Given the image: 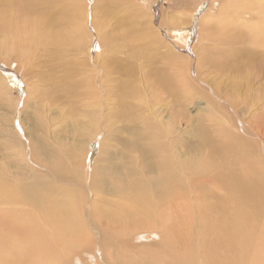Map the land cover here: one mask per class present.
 I'll return each mask as SVG.
<instances>
[{
    "label": "bare ground",
    "instance_id": "obj_1",
    "mask_svg": "<svg viewBox=\"0 0 264 264\" xmlns=\"http://www.w3.org/2000/svg\"><path fill=\"white\" fill-rule=\"evenodd\" d=\"M16 2L19 5L15 7ZM25 2L31 7L26 8ZM211 4L210 13L215 12L211 16L217 22L213 21L222 29L216 47H211L213 49L207 54L200 55V52V62L213 70L228 71L233 81L231 91L229 94L226 91L225 96L211 90L216 99L201 96L205 102L208 100L209 115L214 111L226 114L240 132L229 131L215 120L219 142H214L203 127L197 132L195 144L184 140L177 129L175 111L183 109L182 102L191 101L194 84H205L206 81L203 76L199 77L201 74L198 76L200 72L193 65L194 61L191 64L189 57L185 60L187 65H178L175 53L167 50L161 58L163 65L150 67L149 72H145L138 64V57L143 56L149 61L152 59L149 52L140 48L128 50L125 53L128 58L125 55L116 63L112 58L116 57L113 43L99 34L95 56L103 51V44L108 46L104 47L108 56L100 62H94V59L87 63L79 61L88 73L78 84L81 82L89 88L88 92L99 90L106 94L107 81L113 80L110 75L119 73L121 82L125 72L127 80L122 82L126 83L118 94L121 101V114L118 115L123 118L124 132L129 133L125 138H116V143L123 149L121 155L107 152L102 161L101 154L96 153L97 156L88 162L89 151L86 149L80 168L64 159L66 156L60 150L66 144L64 133L55 131L52 141L46 135L47 125L49 129V125L56 124L50 118L44 119L40 110L42 105L46 107L47 100L44 99L54 96V90L50 93L47 87L48 90L41 92L37 88L39 85L29 84V75L25 77L26 73L23 74L18 65L10 67L6 64L9 54L15 50L21 51V63L23 57L30 59L34 53L37 58L33 62L40 56L48 57L54 63L61 61L59 41L63 40L64 15L71 16L78 8L70 0H0V64L6 67L1 69L15 73L21 83L17 89L18 97L11 98L9 85L3 86V94H0V98L6 100V114L12 117L11 121L0 117V264H244L243 259L251 250L247 231L256 225L264 200V94L250 93L248 99L249 91L242 83L253 67L261 65L264 68V0H212ZM198 20L197 17L191 20L193 26ZM72 26L76 27L72 34L77 39L78 54L85 50V45L90 50L93 42H88L90 34L86 28L76 21ZM7 35L14 40L7 43ZM179 36L184 37L181 33ZM108 38L112 40L111 36ZM180 59L184 61L182 56ZM73 66L72 70L78 72V67ZM48 67L53 69L51 65ZM69 74L68 69L60 76L48 73L54 83L60 84L58 93L63 98L74 89L70 80L66 82ZM63 76L65 81L60 80ZM44 78L46 75L39 74L33 81L45 82ZM2 83L5 82L2 80ZM241 84V90L237 91ZM208 92L203 91L204 96ZM176 94L182 100L174 104ZM36 98L39 99L35 101ZM95 98L92 103L97 106L88 109L93 115L91 126L103 130L109 126L101 121L103 99L100 95L98 100ZM28 108H32L33 113L29 114ZM249 115L252 116L249 118ZM56 127L61 126L57 124ZM71 132L73 138L78 137V121L72 123ZM246 137L261 143L259 154L262 153V159L252 158L256 142L247 141ZM18 144L20 158L16 155ZM205 147L208 153L211 152L210 157L202 152ZM68 153L71 159L78 160L76 147H71ZM215 154L222 155L214 157ZM98 160L102 164L101 173H96ZM201 178L203 185L215 180L219 191L206 193V198L192 194L187 203H182L181 198L189 194L190 188L192 191L201 186ZM56 182L74 185L73 195L78 196L72 200L57 199L61 190ZM225 191L231 197L226 204L224 197L227 195L222 196ZM180 203L181 207L177 208ZM249 204L251 208L249 206L246 211ZM21 213H26L23 218H20ZM240 233L243 238L238 237ZM218 243L227 246L228 252L213 251L218 248ZM261 245L256 246V255L264 257V241Z\"/></svg>",
    "mask_w": 264,
    "mask_h": 264
},
{
    "label": "rangeland",
    "instance_id": "obj_2",
    "mask_svg": "<svg viewBox=\"0 0 264 264\" xmlns=\"http://www.w3.org/2000/svg\"><path fill=\"white\" fill-rule=\"evenodd\" d=\"M70 1L71 2L74 1L78 9L76 11H74L71 16H69L67 14L64 15V20L62 23V28H64L63 29V40L59 41V49L61 50L60 53H61V58H62L61 61L56 60L54 63V62L50 61L48 57L46 58L45 56H40V58L38 57L37 61H34V62H38L36 64L32 61V60H34V58H37L36 54L34 53L32 58H30V59L28 57H23L22 63H21L20 62V60L22 58L21 53H20L21 51L18 52V50L11 52V54H9L10 58L6 59L7 60V63H6L7 66L13 67V66L18 65L20 67L19 69L21 70V72L23 74L26 73V75H24L25 77L26 76L28 77V75H29V78L27 81H29L30 85L34 84L36 87L39 85L37 88L41 92L46 91L49 88L51 90V91L48 90L50 93L53 92L52 90H54V93H55L54 96L53 97H50V96L47 97L46 96L47 98L44 99V100H47L46 101V107L42 105L40 111L42 114L45 115V116L42 115V117L44 119H46V117H47V119L50 118L56 125L58 124L61 126L60 128H57L56 125H49V129H48V125H47L45 132H46V135L51 138V141L54 139V136L56 134L55 131L64 133V134H62V136H65V137H63V139H65V141H66V144H65L66 146L65 145L62 146L60 148V150L63 152L62 153L63 156L64 157L66 156L64 159L67 160V163L72 162L75 166H79L81 168L83 165L82 153L83 152L85 153L86 149H88V151H89V154L87 157L88 162H91L92 159L95 156H97L96 153H99V155L101 154L100 157H102V161L106 158L107 152H109L110 154L113 153L112 155H121L123 153V149L120 148L118 146V144L116 143V138L117 137L119 139H121V137L125 138L126 135H128V133H129V132H124L125 129L121 127V124H122L121 120H123V118L118 115L120 113L119 108L121 105L120 97L118 96V94L120 92V89H122V87L126 83V82H124L122 84V82L127 80V75L125 74V72H123V76H122L123 80L121 82H119V78H120L119 73H117V74L115 73V74L110 75L113 77V80H111V78L109 80L107 77L108 87H106L107 88L106 94H104V93L102 94L101 92H103V91L99 92V90H97V91L92 90L91 91L92 93L88 92L90 90L89 88H86L83 85H81V82L78 84V82L80 80H82V78L85 76V74L88 73L86 66L80 65L79 61L80 62L85 61V63H87V61L94 59V62L95 61L100 62L101 60L105 59L108 56V54L104 48V47H108V46H105L104 44L102 45L103 51L99 52L95 56V53H96L95 51L97 49V47L95 46L96 45V38L99 37V34H101L102 39L105 38L109 41L110 44L113 43V47H114L116 57H112V58L115 59L116 63L118 62V60L124 59L125 55H127V58H128V54H125L128 50L134 51L135 48H137V49L140 48L141 50L144 49L143 51L145 53L149 52L148 55L151 54L150 58H152L149 61L146 60L143 56L138 57L140 59L138 64H140V66H143L142 70L145 72H149L150 67H157L160 64H161L160 66H162L163 63H162L161 58H163L166 55L167 50L168 51L172 50L173 53H175V55H176L175 59L177 60V63L179 62L178 65H181L182 63H183V65L184 64L187 65L186 64L187 61H185V60H186V58L189 59V57H190L189 60H190L191 64L194 61L193 65L196 66L195 68L199 69V70H197L198 73L200 72L198 74V76L201 74L199 77H202V76L204 78L206 77V79H204L202 77L203 81H205V80L206 81H205V84L196 83L198 87L196 86V84H194L193 90H191V96H192L191 101L188 100L186 102H182L181 104L183 105V109L175 111L176 116L178 118V128L177 129L179 130V133L182 135L184 140H186L187 142H189L191 144H195L197 132H198L199 128L203 127V129L212 136V139L214 142H219V139L216 136V134H218V132H217L218 126H217L216 121L219 123H222V125L224 124L227 129L228 128L230 129L229 131L240 132V131H237V130H239L238 127L235 128V126L230 123L229 117L226 114L220 113V111H216L217 112V114H216L214 111L213 113H215V114L211 113L209 115V113L207 112V111H209L207 108L210 106L206 102L208 100L215 98V96L212 94L211 91H214L216 93H219L220 95L225 96V95H227V93L225 94L226 91L228 92V94L231 91L232 81H233V78H232L233 76L228 71L222 72V71H219V69H217V68H215V70H213L212 68L207 66L208 65L207 63H206L207 65L204 66V63L200 62V57H201L200 55H203L204 52H205V54H207L208 50H212L214 47H216L215 44H216V41L218 40L219 35L221 33L220 29H222V26L219 28L218 23H216L217 21H216L215 17L211 16L212 14L215 13L214 11H213L214 13H210L212 0H209V1L208 0H199L197 2H196V0H190V1L189 0H148V1L147 0H70ZM191 1H192V3H191ZM201 1H202V3H201ZM148 2H150V3H148ZM107 3L111 4V5H108ZM140 3H141V5H140ZM197 3H198V5H197ZM17 4H18V2H16L15 7ZM24 6L26 8L31 7L27 2L24 3ZM176 6H178V8ZM127 7L129 9H126ZM144 7H146L147 9H145ZM200 8H201V10H200ZM198 9L200 12L198 11ZM53 10H54V8H53ZM161 12L164 14H162ZM199 13H201V14H199ZM24 17H25V13L22 12V18H24ZM29 17H31V15H29ZM196 17L199 19L198 20L199 22L197 21L195 26H193L194 22L191 20H193ZM213 19L216 22H214ZM164 20H165V23H164ZM73 21L78 22V25H80V27L83 28V26H84L86 28V30L90 34V35H88V38H87L88 42H90V41L93 42L92 43L93 47H91L89 50V49H87V47L85 45V50L82 51L81 54H78V50L76 47L77 46V39H75L73 34H72V31H74L76 28V27L72 26ZM204 21L206 23L210 22V23H212V25L209 26L210 23H208L209 25H207ZM201 22H203V23H201ZM156 25H157V28H156ZM178 25H180L181 28ZM206 25L208 26V28H205V27H207ZM158 26H159V28H158ZM164 26H165V28H164ZM93 27L96 28L95 31H94ZM209 27H211V28H209ZM149 28H151L153 31H151V29H149ZM204 28H205V30H204ZM212 28H213V31H212ZM155 29H157V30H155ZM178 32L181 33L182 35H184V37L179 36ZM193 32H194V34H192ZM202 32H204V33H202ZM156 33H158V35ZM197 34H199V36H197ZM202 35L206 38H204ZM109 36L112 37V40L108 38ZM156 36H158V37H156ZM195 36H197V37H195ZM178 37L181 39V41ZM213 37H214V39H213ZM203 38H204V40H203ZM182 39H184V40H182ZM211 39L213 42L211 41ZM12 40H14V39L7 35V43L12 41ZM192 40H193V42H192ZM195 41H197V43L199 45H201L202 48H199L201 46H199L197 43H195ZM203 41L205 43L206 42L207 43L204 45ZM184 42L187 44H185ZM208 42H210V43H208ZM193 45H196L197 48L194 47ZM209 45H212V46H209ZM162 46L164 48H162ZM189 46H191V47H189ZM10 47L12 49V46H10ZM166 47H167V49H166ZM193 47H194V49H193ZM211 47H213V48H211ZM190 48H192L193 51ZM198 49H199V52H198ZM203 49H206V50H203ZM39 51L40 50H38V52ZM161 51H163V52H161ZM191 51H192V53H191ZM200 52H201V54H200ZM159 53H160V55H159ZM197 54L198 55L200 54V55L198 56ZM177 55H178V57H177ZM180 56H182L184 58V61H182V59H180ZM197 56L199 57V59L197 58ZM27 58L29 59V61ZM8 60L9 61L11 60V63H8L9 62ZM42 60H44V61H42ZM31 62H32V64H31ZM76 63H78V65ZM72 64L76 65L75 67H78V72L72 70L74 68V66ZM0 65H2V64H0ZM48 65H51L53 69L50 70ZM201 65H203V66H201ZM28 67H29V69H28ZM205 67H207V68H205ZM1 68L4 69L6 67L4 66V64L2 66H0V75H1L0 76V85H1L0 94H3L2 93V87L3 86L7 87L9 85L8 87L11 90L10 93L13 95V96L11 95V98L14 99L15 97H18L20 95L19 90H17V89H19V87H20L19 84H21V83L17 79L18 77L15 73H12V72L7 71V70L4 71ZM26 68H27V70L25 71ZM67 69L70 72V74H69V76H66V82L70 80V82L72 84H74V89H73L72 93L67 94V97L63 98L58 93V89L60 88V84L54 83L52 80V77L50 75H48V73L53 72V73L57 74L58 76H60L59 74H61L63 70H67ZM28 70H29V72H27ZM207 70H209V71H207ZM201 71H204V72L201 73ZM210 71L212 73H210ZM228 73L230 74V76ZM2 74H4V75H2ZM39 74H44V76L46 75V78H44L45 82L39 81V80H38V82H36V80H35V82L33 81L34 78L35 79L39 78ZM9 75H11V76H9ZM247 75H246L247 76L246 80L242 83L244 86L241 84L237 88V89H239L237 91H240L241 90L240 87H242V86L244 88H247L249 91V97L247 96L248 99L251 98L250 97L251 95H256V94L262 95V94H264V68H262L261 65H256L255 67H253L250 70V72ZM10 77H11V79H9ZM13 78L15 80L16 79L17 80L14 81ZM2 80H3V82H5L4 84L2 83ZM60 80L65 81V76L60 77ZM210 86L211 87L215 86V87L211 88ZM47 87H48V89H46ZM202 88H204L203 91L205 93H207L209 91L208 94L210 96L208 94H206V95H208V97L206 95L204 96L205 93H203ZM43 89H45V90H43ZM197 89H198V91H197ZM206 89H207V91H205ZM93 91L95 94L93 93ZM201 92H202V94H201ZM250 93H251V95H250ZM98 94L103 99V101H102L103 105H101V108L103 110L104 116L101 117L102 118L101 121H105L109 125V126H105V129H103V130L101 128L97 129V130L92 128L91 118L93 117V115L89 112L91 109H93L97 106V105L92 103V100H93L94 96L96 97L95 99H97L99 97ZM30 95H31V93H30ZM30 95L28 92L27 96L30 97ZM201 95H203V97H205L207 99L209 98V99L206 100V102H205V100H204L205 98H203ZM88 96H90V98ZM38 99L39 98H36L35 101H37ZM181 100H182L181 97L176 94V97L174 98V104L176 102L180 103ZM214 101H216V100H214ZM5 103H6V100L3 98H0V117L7 118L9 121H11L12 117L9 114H6V113H8L7 111L5 112V110H6V107L4 108ZM91 104H93V105H91ZM89 105L91 108L88 107ZM94 105H95V107H94ZM42 109H44V110H42ZM88 109H89V111H88ZM26 111H28L29 114L33 113L32 108H28V109H26ZM211 115L214 117H212ZM32 116H33V114H32ZM250 116H252V115H249V118H250ZM244 117L247 118L248 115L244 116ZM77 121H78V137L76 136V138H73V135L71 134L72 133L71 132V125L73 122L76 123ZM129 124H130V122H129ZM233 127H234V129H233ZM8 133L10 134L9 130H8ZM99 137H100V140H99ZM77 140H78V142H77ZM245 140L254 142L253 139L250 140V138H247V137L245 138ZM255 142H256V144H255ZM255 142H254V144H255L256 150L252 154V158L259 160L260 158H258V157H261V154H262V153L259 154V152L262 151L261 150V143H259V142L257 143V141H255ZM257 144H259V145H257ZM98 146H100V148L97 152L96 150H97ZM65 147H66V149H65ZM71 147H76V153L75 154H76V158H78V160L71 159V157L69 156L70 154L68 152H69ZM206 148L207 147H205L204 150H202V152L204 154H206L207 157H210L211 152L208 153ZM64 149H65V151H63ZM20 153H21L20 145L18 144V146L16 147L17 158H20L19 157ZM221 155L222 154H215L213 156L217 157V156H221ZM261 159H262V157H261ZM101 165H102L101 161L98 160L96 173L98 171H99L98 173H101V170H99ZM239 168H241V166ZM214 181L215 180H212V181L206 183L205 185H203L202 184L203 179L201 178L200 179L201 186L199 185L198 188L192 189V191L190 188L187 191L189 194L188 195L184 194L185 198L184 199L181 198L180 201L182 203H184L190 199L192 194L194 196L196 193H197V195H200L201 197H203V196L205 197V194L208 192H212V193L218 192L219 190L216 187V185L214 184ZM56 186H58L59 187L58 189L61 190V192L56 195L57 199L60 198L62 200H64V199L72 200L78 196V195H73V193H74L73 188H75V187H74V185L72 186L68 182L67 183L56 182ZM223 193L224 194L222 196L227 195L226 191ZM227 196L224 197L225 198V200H224L225 204L227 203V201L228 202L231 201L230 200L231 197H229V196L227 197ZM196 197H195V199H196ZM194 202L196 203V201H194ZM263 203H264V200H263ZM263 203H261L259 215L257 216L256 220L254 219L256 225H253L252 226L253 228H250L249 231H247V232H249V235H248L249 244L248 245L249 246L251 245V247L253 246L252 248L250 247L249 249L252 250L254 248V246H255V249L252 251L248 250L249 252L246 254L245 260L243 259L244 264H249V262H250V264H264V257L260 256V255H256V254H258L256 251L257 247L262 246L261 243L264 241V205H263ZM251 205H252V203H251ZM251 205L250 204L248 205V207L246 208V211L247 210L249 211V206L251 208ZM180 207H181V203L178 205L177 208H180ZM243 213L246 214L244 211H243ZM25 214L26 213H21L20 218H23V216ZM238 237L241 238L242 234L241 233L238 234ZM256 242L257 243L260 242V243L256 244ZM218 244L219 245L216 246L218 248L216 250L213 249V251H219L221 253L228 252L227 246H225L221 243H218ZM255 255H256V257H255ZM258 256H260V257H258ZM229 258L231 260V257H229Z\"/></svg>",
    "mask_w": 264,
    "mask_h": 264
}]
</instances>
